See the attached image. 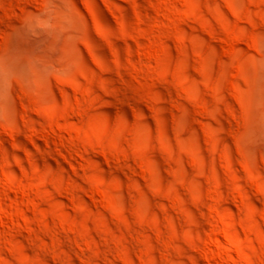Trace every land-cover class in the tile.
Instances as JSON below:
<instances>
[{
  "label": "rangeland",
  "instance_id": "obj_1",
  "mask_svg": "<svg viewBox=\"0 0 264 264\" xmlns=\"http://www.w3.org/2000/svg\"><path fill=\"white\" fill-rule=\"evenodd\" d=\"M215 263L264 264V0H0V264Z\"/></svg>",
  "mask_w": 264,
  "mask_h": 264
},
{
  "label": "bare ground",
  "instance_id": "obj_2",
  "mask_svg": "<svg viewBox=\"0 0 264 264\" xmlns=\"http://www.w3.org/2000/svg\"><path fill=\"white\" fill-rule=\"evenodd\" d=\"M210 251H211L210 252L211 259H213V260L216 261L217 258H218V256H220V249H219V247L216 245L215 246V249H213V250L210 249Z\"/></svg>",
  "mask_w": 264,
  "mask_h": 264
}]
</instances>
